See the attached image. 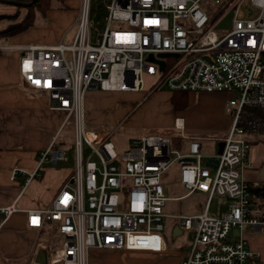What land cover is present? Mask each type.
Here are the masks:
<instances>
[{
    "label": "built area",
    "instance_id": "2783aa9c",
    "mask_svg": "<svg viewBox=\"0 0 264 264\" xmlns=\"http://www.w3.org/2000/svg\"><path fill=\"white\" fill-rule=\"evenodd\" d=\"M93 1L105 2L82 0L71 43L0 46L23 52V80L45 91L49 107L65 112V122H74V171L49 206L27 213L29 228L56 223L58 245L47 264H91L96 250L166 254L165 218L188 233L189 248L179 264H245L254 255L245 231L264 228V219L251 214L254 195L243 175L253 167L250 136L264 133V0H106L102 8ZM245 2L259 10L255 18L239 17ZM230 12V28L217 29ZM96 14L104 16L106 26L95 41L91 17ZM145 76L152 79L148 90ZM160 90L230 95L225 110L232 124L215 157L217 166L202 164L198 139L180 151L169 136L147 134L118 153L107 134L86 129L90 91L141 93L145 101ZM83 144L91 151L86 158ZM67 160L55 138L38 154L37 170L27 174L25 185L44 166ZM175 164L185 196H207L202 213L165 212L173 199L166 197L162 179ZM215 197L231 200L225 213H209Z\"/></svg>",
    "mask_w": 264,
    "mask_h": 264
},
{
    "label": "crops",
    "instance_id": "0c3cea01",
    "mask_svg": "<svg viewBox=\"0 0 264 264\" xmlns=\"http://www.w3.org/2000/svg\"><path fill=\"white\" fill-rule=\"evenodd\" d=\"M81 4L82 0H67V10L48 13L46 27H34L14 36L4 46L50 47L63 39L65 43H71ZM22 54L18 50H5L0 55V264H34L41 251L48 256L55 249L58 245L56 223L44 222L41 228H29L27 213L49 206L75 168V151L74 165L68 166L72 161L69 156L75 140L74 122H65L64 111L49 107L48 94L30 88L23 80L20 75ZM172 96L166 90H160L142 101L141 93L90 91L85 99L86 129L106 134L103 129L115 128L130 120L141 126V115L152 112L154 106H160L163 116H159V122H156L159 126L155 127L153 122L154 126L150 128L167 136L174 130L180 131L176 137H180L184 144L183 150L192 140L198 139L205 156L204 166L214 167L208 162H215L219 143L226 138L232 124V117L225 110L230 95L190 94L188 107L178 113L171 103ZM55 138L57 144L66 150L68 160L61 165L44 166L25 185L27 174L37 170L38 154ZM250 138L253 167L244 171V179L252 187H263L264 141L255 135ZM14 170L17 173L13 176ZM253 195L251 214L264 219V195ZM223 199H227L229 206L231 200ZM11 207L15 210L6 214L4 210ZM220 214L223 213L219 211ZM174 229L173 241L182 235H174ZM245 238L254 254L245 264H264V228L246 230ZM113 253L116 257L104 260L102 264H179L183 255L182 251L170 248L162 255L127 251Z\"/></svg>",
    "mask_w": 264,
    "mask_h": 264
},
{
    "label": "rangeland",
    "instance_id": "374dc122",
    "mask_svg": "<svg viewBox=\"0 0 264 264\" xmlns=\"http://www.w3.org/2000/svg\"><path fill=\"white\" fill-rule=\"evenodd\" d=\"M106 2V0H105ZM104 1L96 2L93 1V6L102 8L104 6ZM66 6L67 0H66ZM63 10V9H61ZM49 10L46 13V19L44 18H37L36 23L34 26L29 28L26 31H23L19 34L25 33L29 31L30 29L36 27H46L48 25V13ZM80 12V11H79ZM259 10L252 6L249 2H245L239 12L240 18H255L258 15ZM27 10L25 8H19L7 4L0 3V29L6 28L7 25L13 22H21L24 17L26 16ZM8 16V17H7ZM14 16V17H11ZM7 17V18H6ZM11 18H15L12 20ZM93 26H92V38L96 41V38L98 40L100 39V35L102 31L104 30L106 26V20L104 19V16L101 14H96L91 17ZM19 34H16L14 36H17ZM9 37L5 42L4 40L0 41V46H4V44L12 37ZM144 80L146 82L145 90H148L151 86L149 84L152 82V79L150 77L145 76ZM162 107H155L152 109V112H145L141 115V122L143 125H134L132 123V120L127 123H121L115 128H107L103 129V131L106 132V134L109 136V141H111L114 144V147L118 153H122L125 150H127L130 147V140H136L140 137L147 135V134H163L158 130H152L150 126L155 127L159 126L156 124V122H159L158 120L160 117H162L161 113ZM160 116V117H159ZM154 122V124H153ZM180 131L174 130L172 134H169L168 136L172 140V147L174 148L173 143V137H175L177 134H179ZM207 134V133H206ZM261 141H264V133H258L255 134ZM207 143V142H206ZM83 154L86 158L89 154H91V151L89 147L86 144H83ZM74 151L75 147L73 144V148L70 152V158H72V161H70L68 166L74 165ZM92 160L98 162V158L96 156H92ZM60 165L62 162L59 163ZM58 164V165H59ZM202 164L205 165V159L202 160ZM178 173H179V164L173 165L169 171L164 174L162 183L165 189V195L168 198L173 199L172 201H169L166 205L165 212L167 214L178 216V215H194V214H200L204 211L206 202H207V196L205 194H202L200 192H195L193 194L187 195V190L179 183L178 181ZM175 199V200H174ZM228 201L227 199L215 197L212 200L211 206H210V214L211 215H218L219 211L224 213L227 209ZM176 224V221L170 218L164 219V235L168 238V245L170 250H179L182 252L188 251L189 248V238L188 233H184L181 236H179L175 241L172 240V230ZM122 254V253H121ZM120 255V254H117ZM113 257H116V254L110 251H98L96 250L92 256L91 264H102L104 260L111 259Z\"/></svg>",
    "mask_w": 264,
    "mask_h": 264
},
{
    "label": "trees",
    "instance_id": "16d2710c",
    "mask_svg": "<svg viewBox=\"0 0 264 264\" xmlns=\"http://www.w3.org/2000/svg\"><path fill=\"white\" fill-rule=\"evenodd\" d=\"M18 1L23 3H29L32 0H11ZM22 8V7H19ZM66 0H36L34 5L27 10L26 16L21 22H13L6 26V28L0 29V41L4 42L11 36L19 34L23 31L28 30L35 25L37 18L41 17L46 19V13L49 10H61L66 9ZM8 17V16H7ZM6 17V18H7ZM14 17V16H11ZM14 20L15 18H11ZM3 54V51L0 50V55ZM194 93L188 92H175L171 98V103L175 109V112H181L185 110L189 105V95ZM167 136V135H166ZM173 143L177 149L182 151L184 149V144L182 143L180 137H173ZM250 190L255 195H264V186L263 187H252L250 185Z\"/></svg>",
    "mask_w": 264,
    "mask_h": 264
},
{
    "label": "water",
    "instance_id": "95a60500",
    "mask_svg": "<svg viewBox=\"0 0 264 264\" xmlns=\"http://www.w3.org/2000/svg\"><path fill=\"white\" fill-rule=\"evenodd\" d=\"M98 1H100V0H98ZM35 2H36V0H32L29 3H23V2L11 1V0H0V3H2V4H7V5L15 6V7H22V8L32 7ZM232 17H233V12H230L225 17V19L222 22H220V24L217 25V29H229L230 26H231ZM159 57L163 58V57H166V55L162 54V55H159ZM148 60L155 61L153 56H150ZM160 65H161V68H163V62H160ZM133 142H134V140H130V145H132ZM223 148H224V142L222 141V142L219 143V146H218V154L222 153ZM182 162H185V163H196V159H194V158H184L182 160ZM209 164L217 166V162L212 163V162L209 161L208 165ZM180 233H181V230H179V228L176 227L174 229L173 234L176 235V234H180ZM233 234L234 235L238 234V230H234ZM34 264H47V254L45 252L41 251L37 255V258H36Z\"/></svg>",
    "mask_w": 264,
    "mask_h": 264
},
{
    "label": "bare ground",
    "instance_id": "6f19581e",
    "mask_svg": "<svg viewBox=\"0 0 264 264\" xmlns=\"http://www.w3.org/2000/svg\"><path fill=\"white\" fill-rule=\"evenodd\" d=\"M181 122H179V124H180ZM182 126V125H181Z\"/></svg>",
    "mask_w": 264,
    "mask_h": 264
}]
</instances>
